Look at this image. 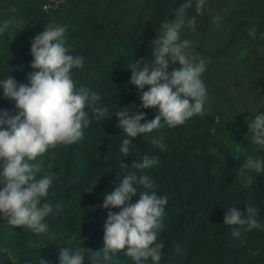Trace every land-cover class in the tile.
I'll use <instances>...</instances> for the list:
<instances>
[{
    "label": "trees",
    "instance_id": "trees-1",
    "mask_svg": "<svg viewBox=\"0 0 264 264\" xmlns=\"http://www.w3.org/2000/svg\"><path fill=\"white\" fill-rule=\"evenodd\" d=\"M184 2L0 0V23L17 21L0 35V79L9 75L30 86L28 73L39 71L30 67L31 39L44 26L60 24L66 27L70 54L84 57V66L71 71L73 81L100 95L97 106L112 114L101 122L91 119L80 141L58 145L33 161H42L40 175L54 177L43 202L53 207L46 222L56 239L49 241L26 227L0 221V264H39V258L59 264L60 250H75L81 241L83 247L102 249L107 212L121 210L103 208V200L133 172L151 178L153 191L167 198L158 236L165 245L159 264H264V227L242 230L237 239L231 235L234 226L223 222L228 209L236 207L246 214L252 206L264 226V171L240 172L249 158L264 160V147L254 146L248 133V124L264 114V0H206L202 14L195 12L193 0L187 14L196 17L195 30L183 27L180 38L191 41V48L205 60L201 76L208 95L205 115L133 138L127 157L119 151L126 138L115 116L121 107L135 105L147 121L158 115L157 108H140V93L129 83L128 67L141 57L151 61L150 42ZM173 67L178 65L169 71ZM247 94L254 101L252 108ZM241 98L245 102L236 106L234 101ZM0 109L12 115L18 111L14 101L3 98L2 89ZM85 110L91 118V108ZM161 137L163 149L151 143ZM233 138L241 153L227 144ZM145 155L156 156L158 164L143 170L131 167ZM121 162L129 167L119 168ZM137 188L143 191L142 186ZM138 199L139 193L126 203ZM125 251L107 264H135Z\"/></svg>",
    "mask_w": 264,
    "mask_h": 264
},
{
    "label": "clouds",
    "instance_id": "clouds-1",
    "mask_svg": "<svg viewBox=\"0 0 264 264\" xmlns=\"http://www.w3.org/2000/svg\"><path fill=\"white\" fill-rule=\"evenodd\" d=\"M192 7L193 0H185L176 10L175 18L161 24V34L150 42V62L141 57L128 67L131 70L129 83L140 93V108H157L158 115L147 121L146 114L135 105L121 107L122 110L115 113L117 126L126 136L119 149L124 157L130 155L133 138L165 125L174 128L194 116L205 115L208 95L201 79L205 60L191 48V41L180 38L183 27L195 30L196 17L187 14ZM205 7L206 0H195L197 14H202ZM15 23V20L0 23V35ZM65 31V26L49 24L31 39L30 67L39 71L28 73L30 86L18 83L9 75L0 79L3 98L14 101L18 110L12 115L0 109V216L13 228L26 227L49 241L56 239L46 222L53 214V207L43 201L48 197L54 177L40 175L42 161H33L58 145L80 141L91 119L101 122L112 115L106 107L97 106L100 95L86 86L77 87L73 81L71 71L84 66V57L70 54ZM173 65L178 67L169 71ZM145 86L147 91H144ZM129 107L134 111L129 112ZM86 108H91V118ZM248 129L252 142L264 147V114L257 115ZM151 143L164 148L162 137L153 138ZM158 162L156 156L145 155L142 162L135 161L131 167L143 170ZM128 167L122 162L119 164V168ZM245 169L260 173L264 171V160L249 158L240 168L241 174ZM251 183L249 179L247 184ZM137 186H142L143 191L138 192ZM154 187L153 180L146 175L138 176L133 172L124 176L101 205L105 209H121L118 213L107 212L103 248L94 251L83 247L80 239L81 246L75 250L70 247L60 250L59 264H85L86 258L89 264H107L122 250H126L125 255L135 264H145L149 259L151 264H159L165 245L158 242V236L164 227L162 218L167 198L158 196ZM137 193L138 201L127 204ZM257 213L258 209L252 206L247 207L246 214L232 207L226 211L223 222L234 226L231 235L239 239L242 230L246 233L264 227L256 219ZM39 264H49V261L39 258Z\"/></svg>",
    "mask_w": 264,
    "mask_h": 264
},
{
    "label": "rangeland",
    "instance_id": "rangeland-1",
    "mask_svg": "<svg viewBox=\"0 0 264 264\" xmlns=\"http://www.w3.org/2000/svg\"><path fill=\"white\" fill-rule=\"evenodd\" d=\"M264 81V80H263ZM245 98L246 99H249L250 100V102H251V108H252V106H253V99H252V97L250 96V95H246L245 96ZM235 99H238V98H235ZM243 102H245V99L244 98H241L240 100H236V101H234V103H235V105L237 106V105H240L241 103H243ZM258 109V107H254L253 108V110H257ZM226 142H227V144L230 146V147H232V148H234L235 149V151L237 152V153H241L242 152V150H240V148H238V147H236V145H235V139L233 138V139H231V140H226ZM251 143L254 145V146H256V144H254L252 141H251Z\"/></svg>",
    "mask_w": 264,
    "mask_h": 264
},
{
    "label": "built area",
    "instance_id": "built-area-1",
    "mask_svg": "<svg viewBox=\"0 0 264 264\" xmlns=\"http://www.w3.org/2000/svg\"><path fill=\"white\" fill-rule=\"evenodd\" d=\"M0 221H2V224L6 222V219H4L2 216H0Z\"/></svg>",
    "mask_w": 264,
    "mask_h": 264
}]
</instances>
